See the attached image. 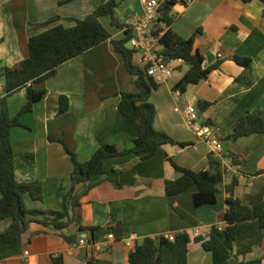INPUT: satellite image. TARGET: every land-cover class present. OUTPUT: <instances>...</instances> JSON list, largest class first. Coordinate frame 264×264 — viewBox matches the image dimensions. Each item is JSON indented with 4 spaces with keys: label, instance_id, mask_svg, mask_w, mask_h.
Instances as JSON below:
<instances>
[{
    "label": "crops",
    "instance_id": "1",
    "mask_svg": "<svg viewBox=\"0 0 264 264\" xmlns=\"http://www.w3.org/2000/svg\"><path fill=\"white\" fill-rule=\"evenodd\" d=\"M100 2L0 0V67L14 65L28 55L30 35L56 24L71 26L74 24L71 18H83ZM123 2L122 8L119 4L115 8V16L126 24L127 13L141 14L142 6L139 0ZM169 14L172 17L169 28L182 37L194 35V48L204 57L203 67L220 61L205 79L189 84L185 91L176 94L172 86L188 65L181 59L170 60L173 75L158 82L150 93L149 100L156 108L154 127L174 140L190 143L185 146L165 143L145 159L133 152L105 158L103 166L115 170L118 184L103 173L79 183L75 189L80 195L79 205L69 209L70 223L62 229L41 222L49 220L48 214L29 215L33 220L21 235L20 251L1 258L0 264H56L55 259L60 264H129V252L146 236L166 239L162 245V264H234L240 259L248 264H264V235L244 256H235L236 247L223 232L228 196L225 186L233 177L238 180L233 196L242 203L250 204L257 193L264 200V132L242 135L235 140L224 138L245 111L260 110L264 119V2L174 0ZM52 16L59 18L46 26L40 25ZM99 19L110 32V38L124 36L123 28L113 25L108 15ZM110 38L63 61L53 75L33 83L34 88H43L45 93L31 110L20 114L21 125L10 129L15 178L36 179L42 186L41 200L23 194L28 210L57 209L58 187L68 188L72 161L59 140L78 160L84 161L102 144L129 148L138 134V120L124 117L117 107L119 92L136 91L135 77L126 71ZM140 54L141 49L135 50L132 61L143 68ZM234 55L248 57L250 61L246 65L238 64L233 60ZM60 94L67 96L69 105L58 114ZM26 100V87L8 95L9 115L14 116ZM202 101L209 104L202 106ZM190 102L196 107L199 121L208 124L218 138L217 154L205 135H198L187 123L185 108ZM210 152L223 170L214 203L195 206L191 192L165 194V180L180 174L167 157L181 166L202 170L209 167ZM230 152L238 163L232 162ZM85 187L86 191L80 194ZM79 224L86 229L76 233ZM6 226L7 221L0 220V231ZM74 233L73 241L64 238ZM108 233L113 234L110 241H107ZM168 235L173 238L168 239ZM194 236L208 241L210 248L204 249ZM80 237L90 242L107 241L108 246L96 251L90 244H79Z\"/></svg>",
    "mask_w": 264,
    "mask_h": 264
},
{
    "label": "trees",
    "instance_id": "2",
    "mask_svg": "<svg viewBox=\"0 0 264 264\" xmlns=\"http://www.w3.org/2000/svg\"><path fill=\"white\" fill-rule=\"evenodd\" d=\"M70 0H57L58 4ZM250 1V0H242ZM264 2V0H261ZM174 0H166L159 6V19L166 23L160 35L161 47L159 53L168 62L173 59H181L187 65V70L173 84L172 88L185 91L189 84L198 83L205 79L208 73L218 67L220 61L203 67V55L194 48V35L182 37L168 27L172 22L169 14L170 5ZM117 0H101L99 5L83 18H71L74 24L64 26L56 24L45 30L32 34L28 38V55L14 65H3L0 67V81H2L3 94L0 95V220H6L7 226L0 231V259L16 254L21 248V235L33 218L29 215L41 213L48 214L49 220L43 219V224H51L56 229L66 227L71 220L69 209L79 205L80 195L76 193V186L84 183L98 174H105L107 179L117 183L116 173L113 168L106 169L103 166L104 159L110 156L125 154L128 152L139 153L142 159L151 157L161 145L165 143L185 146L189 141H177L162 130H157L154 125L156 108L149 100L152 89L158 86L152 77L147 76L145 68H140L132 61L135 51L127 47L131 30L125 29L122 38H110L111 34L101 23L100 17L108 15L110 22L118 27H123L115 16ZM59 16H52L41 22L46 26L58 19ZM198 30H196L197 32ZM114 50L122 57L126 71L134 75L136 91H121L118 102L119 112L130 120H138V134L133 139L129 148L118 149L113 144H102L98 146L91 156L80 161L76 154L70 150L63 140H59L65 147L72 161V170L68 177V188L60 185L57 195L60 197L59 206L55 210L38 211L28 210L24 206L23 194L28 193L31 198L41 200L43 198L42 186L39 180L18 181L14 173V152L9 139V132L12 126L21 125L19 116L24 111L32 109L34 102L42 98L45 93L43 88H34L33 83L40 82L55 73L56 67L65 60H68L85 50L109 39ZM233 60L241 65L249 63L250 59L244 56H233ZM21 87H26L27 100L14 116H10L7 108V96ZM202 106L208 105V101H202ZM68 98L64 94L58 96L57 113H63L68 109ZM264 132V119L260 110L245 111L233 124L225 139L235 140L239 136L252 133ZM49 139H54L49 136ZM232 162L238 163L233 152H230ZM172 167L179 172L175 179H167L164 182L166 195L191 192L195 206L216 201V192L223 179V170L220 161L212 152L208 154L207 169L192 170L177 164L173 158L167 157ZM259 172V171H258ZM238 183L233 177L231 182L225 186L228 196L225 198L227 209L224 213L223 232L227 239L231 240L235 247V256H244L252 249L255 243L261 241L264 235V200L261 194H254L250 204H244L238 197L233 196V187ZM86 187L80 194L86 191ZM77 219V218H76ZM86 228L80 224L77 231H84ZM92 229V227L90 228ZM73 235H64L70 242ZM186 239L188 238L185 235ZM195 241H200L204 249L208 250L210 244L201 236H194ZM166 239L163 236L154 238L146 236L135 245L128 254L129 264H162V245ZM56 264L61 262L54 260ZM234 264H248L244 259L237 260Z\"/></svg>",
    "mask_w": 264,
    "mask_h": 264
},
{
    "label": "built area",
    "instance_id": "3",
    "mask_svg": "<svg viewBox=\"0 0 264 264\" xmlns=\"http://www.w3.org/2000/svg\"><path fill=\"white\" fill-rule=\"evenodd\" d=\"M142 6V13L128 12L127 22L124 24L123 31L125 29L131 30L129 43L135 50L141 49L139 57L140 63L145 68L147 76L152 77L156 82L164 81L173 75L174 68L166 62L162 55L159 53L161 44L159 42L160 35L163 32V28L166 27V23L160 20L159 6L166 0H139ZM2 84L0 82V91ZM176 94H180L179 89L174 90ZM185 117L190 127L198 134L205 135L212 146V151L216 154L220 151V142L216 136H214L208 124L199 121L196 107L193 103H188L185 108ZM133 236H130V238ZM113 238V234L108 233L107 241ZM168 239H172V235L167 236ZM98 243L90 242L86 237H80L79 244H90L96 251H100L108 246V242ZM126 243L129 244L127 240ZM27 253V251H25Z\"/></svg>",
    "mask_w": 264,
    "mask_h": 264
},
{
    "label": "rangeland",
    "instance_id": "4",
    "mask_svg": "<svg viewBox=\"0 0 264 264\" xmlns=\"http://www.w3.org/2000/svg\"><path fill=\"white\" fill-rule=\"evenodd\" d=\"M117 1H118V4H119V7H120V8H122V7L125 5V3L123 2L124 0H117ZM126 46H127V47H131L129 41L126 42Z\"/></svg>",
    "mask_w": 264,
    "mask_h": 264
}]
</instances>
